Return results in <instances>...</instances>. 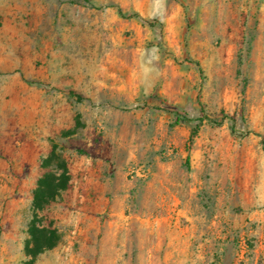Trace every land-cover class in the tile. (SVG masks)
Returning <instances> with one entry per match:
<instances>
[{
	"label": "rangeland",
	"instance_id": "374dc122",
	"mask_svg": "<svg viewBox=\"0 0 264 264\" xmlns=\"http://www.w3.org/2000/svg\"><path fill=\"white\" fill-rule=\"evenodd\" d=\"M0 264H264V0H0Z\"/></svg>",
	"mask_w": 264,
	"mask_h": 264
},
{
	"label": "trees",
	"instance_id": "16d2710c",
	"mask_svg": "<svg viewBox=\"0 0 264 264\" xmlns=\"http://www.w3.org/2000/svg\"><path fill=\"white\" fill-rule=\"evenodd\" d=\"M70 92L73 95L77 94L74 90ZM77 96L82 98L80 94H77ZM182 118L188 121L192 120L188 116ZM178 120H181V117ZM43 165L44 167L52 166V169L38 180L33 198V206L36 210H41L47 204L55 201L68 188L71 180L67 161L55 149L45 159ZM28 230L30 237L26 244V252L34 258L43 251L54 247L60 239L56 228L43 224L37 218L30 222Z\"/></svg>",
	"mask_w": 264,
	"mask_h": 264
}]
</instances>
